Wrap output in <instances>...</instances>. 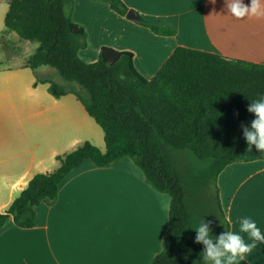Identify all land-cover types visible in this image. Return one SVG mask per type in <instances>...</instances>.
Returning a JSON list of instances; mask_svg holds the SVG:
<instances>
[{
  "label": "crops",
  "instance_id": "crops-1",
  "mask_svg": "<svg viewBox=\"0 0 264 264\" xmlns=\"http://www.w3.org/2000/svg\"><path fill=\"white\" fill-rule=\"evenodd\" d=\"M122 1L149 22L173 27L176 34L157 35L105 2L76 0L73 21L88 34V46L79 53L83 61L97 62L103 47L129 51L147 80L180 47L264 65V17L237 20L227 13L225 0ZM9 2L0 0L2 213L36 175L58 168L57 156L97 138L89 127L94 119L78 92L55 98L48 84H36L37 76L49 69L35 72L26 66L38 44L6 28ZM217 184L225 220H219L211 235L227 231L229 221L230 231L238 232L244 217L255 220L264 233V160L228 166ZM170 210L171 197L149 186L131 158L104 168L87 161L61 183L54 203L36 208L34 228L21 229L13 219L0 226V264H152L163 250ZM239 264H264V243H257Z\"/></svg>",
  "mask_w": 264,
  "mask_h": 264
},
{
  "label": "trees",
  "instance_id": "trees-1",
  "mask_svg": "<svg viewBox=\"0 0 264 264\" xmlns=\"http://www.w3.org/2000/svg\"><path fill=\"white\" fill-rule=\"evenodd\" d=\"M75 1L10 0L5 26L20 39L38 44L28 68H55L63 79L87 91L88 98L76 95L103 130L106 150L86 142L57 156L54 172L36 175L11 206L0 211V226L13 219L21 229L34 228L36 208L57 200L61 183L74 169L87 161L111 167L128 157L149 186L171 197L170 227L152 264H204V246L194 242V228L204 219L213 231L225 220L218 187L217 208L209 206V180L217 183L232 164L264 160L254 146L247 151L241 129L255 118L247 111L251 101L264 95V65L184 47L177 48L150 80L137 71L129 51L103 47L99 60L87 63L79 53L88 46V34L73 21ZM97 1L123 17L130 11L122 0ZM138 16L137 23L157 35L176 34L171 26ZM38 83L48 84L55 98L68 94L37 76ZM173 151H190L205 169L182 175L172 161Z\"/></svg>",
  "mask_w": 264,
  "mask_h": 264
},
{
  "label": "clouds",
  "instance_id": "clouds-1",
  "mask_svg": "<svg viewBox=\"0 0 264 264\" xmlns=\"http://www.w3.org/2000/svg\"><path fill=\"white\" fill-rule=\"evenodd\" d=\"M211 2L215 3L216 0ZM225 7L227 13L237 20L264 17L262 0H250V4H245L243 0H225ZM247 111L255 117L250 125L241 124L243 138L248 145L247 151L251 152L254 146L257 151L264 153V95L251 101ZM210 225V221L205 222L203 219L194 228L196 231L194 242L204 246L201 253L204 264H239L253 252L257 243H264V233L255 220L249 217L240 220L238 232L225 231L216 237L211 235Z\"/></svg>",
  "mask_w": 264,
  "mask_h": 264
},
{
  "label": "rangeland",
  "instance_id": "rangeland-1",
  "mask_svg": "<svg viewBox=\"0 0 264 264\" xmlns=\"http://www.w3.org/2000/svg\"><path fill=\"white\" fill-rule=\"evenodd\" d=\"M47 68L49 69V72L40 73L39 77L41 79H47V80L53 81L57 83L58 85H60L67 92L76 91L83 97L88 98L87 91L84 88H82L79 84L75 82L66 81L65 79L62 78V76L59 74V72L55 68H52V67H47ZM91 121H92V124L91 126H89L91 128V132L92 134L97 135V138L93 139L95 143L94 144L92 143V144L97 146L99 149H101L104 152L106 150L104 133L102 129L100 128V126L96 124L94 120H91ZM85 138H88L86 131H85ZM172 161L174 165L177 167V169L180 171V173L184 176H188L189 173H193V172L199 173L200 171L205 169V165L202 162H200L190 151H173ZM216 187H218V184L215 183L213 179L209 180L206 186V195L211 200L209 202V206L211 207V209L217 208L216 203H215Z\"/></svg>",
  "mask_w": 264,
  "mask_h": 264
},
{
  "label": "water",
  "instance_id": "water-1",
  "mask_svg": "<svg viewBox=\"0 0 264 264\" xmlns=\"http://www.w3.org/2000/svg\"><path fill=\"white\" fill-rule=\"evenodd\" d=\"M126 17L128 19H130V20H133V21H138L139 20V16H138L137 12L134 11V10L128 11Z\"/></svg>",
  "mask_w": 264,
  "mask_h": 264
}]
</instances>
